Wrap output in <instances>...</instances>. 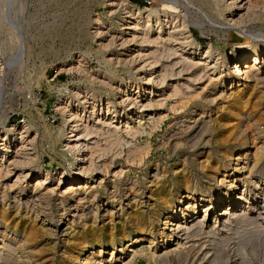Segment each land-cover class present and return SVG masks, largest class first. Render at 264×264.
Instances as JSON below:
<instances>
[{"label": "rangeland", "instance_id": "1", "mask_svg": "<svg viewBox=\"0 0 264 264\" xmlns=\"http://www.w3.org/2000/svg\"><path fill=\"white\" fill-rule=\"evenodd\" d=\"M111 1L112 0H93L92 2L89 0H0V47L2 49L0 50V76L2 80V86L0 83V90L2 87L3 93V99L0 104V120L7 119L3 125L6 129L25 126L28 130V135L31 137L32 135L36 136L30 153H32L37 160L28 167V171L30 168L32 171L45 170L49 171L52 175L46 186L43 185L47 187V190L50 192L47 200L42 204H37L45 208L44 214L48 217L47 223L51 220L50 218H53L54 223L60 220V218L63 222L68 218L76 219L80 214L93 210L98 216V221L96 218L95 222L92 223L90 221L92 218L91 216L90 219L82 220V222H85V226H83L87 227L86 229L93 228L96 232L94 240L91 237H89V240L93 241V243L102 242L103 245L107 241L105 237L114 236L113 238H119L126 232L139 230L138 225H136L137 223L131 221L134 217H145L154 209L161 208L159 202L163 195L161 192L165 195L167 194V189L158 188V186L149 187L148 182L152 181L150 178L153 174H159L161 177L163 176L162 179H165L167 184L171 185V181L173 180V169L181 167L184 160L188 163L187 166L191 176L197 179L198 183L203 181L207 182V179L197 171L198 166H201V162L204 158L201 157L202 160L198 159V161L193 164V154H197L201 150H204V153L210 150L214 155L216 152L219 158H221V154H219L212 141L209 145H205V147H202L203 144L196 148L194 147V149L190 147V137L195 133V128L192 125H194L193 123H195L197 119H200L198 122L204 121L208 124L210 123L209 125H211V127L213 125L212 128L216 127L217 130L220 127L219 125H223L224 128L222 129V133L224 136H228L231 133L230 131H233L238 125H242L243 129V126H245L244 122L247 120L249 125H246V127H248V129L251 128L250 131H252V125L255 123L259 125V128H264V85L258 86L252 81L241 79L239 83H236L237 85H233V89L229 92L226 91V99L218 100L215 104L209 105L208 103H210L209 100L212 96V93L210 94L212 83L214 82L213 80H216L218 77H214L210 72H207L208 74L204 72L205 75L202 73L204 78L198 83L190 82L189 80L191 78L187 82L186 80L190 76L185 75L180 77L178 81H175V78L167 79V87H165L162 93L161 91L154 92L148 97V100L150 99L154 102L153 104L155 106L151 114L153 119H139L140 116L146 117L148 111L141 115H135L136 113L133 108L132 111L129 112L132 113L131 116H129L131 119H129V122L125 121L126 117L122 118L121 114L123 107L119 105V101H121L120 97L122 94H125V92H128L130 97L133 95L135 88L134 84L140 83V76L135 72H137V68H139L141 63L139 65L138 63H136L137 65L132 64L131 66L129 64L121 66L114 65L113 70L116 72L113 78L105 74L107 71V68L104 66L105 61L110 59L114 60L116 54H118L120 58L124 57L121 55L124 52L122 47H119L120 41L116 35V32L120 28L118 27V21L123 16V13L120 6L114 5L112 7L109 5ZM113 1L114 4L118 3V0ZM129 3L132 5H130V7L137 6L141 9L143 7H148L151 10L160 8L158 0L154 2L151 0H149V2L147 0L146 2L144 0H129ZM190 6L191 7L187 9L183 8L184 10L179 8V10L183 12V14L187 13L185 17L186 20L194 24V26L189 29L191 31V40L193 43L201 44L203 47H206L207 43H211L214 49L219 48L218 52L222 53L221 56L233 52L235 48L245 44L246 39L241 34L238 33V35L236 30H229V40L226 41L224 45L218 41L219 35L210 32L211 30H209V27L216 24L214 20L218 21L219 14L222 13L217 0H193ZM76 10L87 15L86 20L88 24L80 27V29L76 26V18L73 17ZM215 11H217V13H215ZM261 25H264L263 22H248L245 24V28L251 30L250 35L253 38L263 39ZM112 35L114 36L113 39L117 47L104 49L103 46L110 41L109 39H111ZM101 43H103L102 46ZM140 47L141 45L138 44L132 48H135L137 51ZM136 53L137 52L133 54L135 55ZM15 54L17 55L15 56ZM261 57L260 55V60ZM230 66L231 64L229 63L228 67L225 66L224 68L231 70ZM104 77L112 81L113 90H108L96 84L94 85L95 79L98 78L100 81H107ZM177 82L179 83L180 92L178 94L182 96L177 93L173 94V88L171 87L178 84ZM184 84V87L190 86L191 91L188 90L187 92L183 87ZM117 87L120 88V93L115 91ZM84 90L88 91L87 93L89 96L101 95V103L100 106L96 108V110L98 109L96 115L91 116L84 123L89 125L90 128L94 127L93 130L95 129L98 132L91 135L92 138L89 141V148H91V150L89 149V151L86 152L84 161L86 167H89L90 163L94 162L93 164H95L96 169H92L91 172L87 174L89 178L87 180L89 183L87 185L88 192L70 201V203L76 206L79 205V207L73 211H68V207H64V212L62 210L57 211V206L60 202L59 199L63 197L62 192L67 187V182H57L55 180V174L66 171L67 160H71L73 156V154L66 155L62 149V138H64L65 129L62 127L61 114L57 111V103L62 96L67 99L68 102H74L79 97L77 98L73 96V94H75V92L78 94L84 93ZM173 95H175V97ZM205 100H207L208 103H206L207 101L205 102ZM241 100L243 102H241ZM106 101L107 103H111L108 107L112 106L116 111L120 112V118L114 119V125L108 128V130L109 121L107 119L109 118L107 115L108 107ZM160 103L161 105H158ZM136 109L138 108L136 107ZM203 110L206 111L204 115H201ZM89 112L91 111H88L86 116H88ZM149 113H151V111ZM98 120L101 123H98ZM101 120L103 123L106 122L107 124L105 123V125H103ZM125 123H127L128 128H140V130H144V133L134 138L130 137L125 133L127 127ZM99 128L102 129V131ZM113 130L115 131L114 142L116 141V136L120 137H118L119 144L117 142L114 146L109 143L110 141L112 142L113 139L110 140V137L108 138V135ZM105 132L108 133V135L106 134L107 137ZM47 133L58 136L55 142L56 144L51 141L49 142L50 139L47 138ZM100 133L102 135H100ZM251 134H253V132H251ZM253 137L257 140H255L257 146L261 147V143L264 142V134L260 136L261 138H256L254 135ZM230 139L229 142L232 143L234 138L230 137ZM180 141H183L182 146L175 149L173 144ZM206 142L207 139L204 140V143ZM97 146L99 148H97ZM96 148L103 151L97 155L99 151L95 153V150H97ZM12 153L9 154L10 156L8 155V158L13 156ZM136 153H138V155ZM140 153L141 155H139ZM136 155L141 157V159ZM132 156L135 157L133 158ZM262 164V166H264V161ZM155 165H157L158 170L154 173L153 169ZM12 167L13 166H9L7 161L0 164V193L5 198L8 196L4 201L6 204L4 205L2 203L1 205L0 202V207H6L12 202L19 187H26L27 189L23 194H18L19 197L16 201H21L22 203L26 202L32 195V188L38 184L37 179L32 177L27 181H21L15 186L14 181L19 172ZM26 169L24 172H26ZM7 170L10 173L6 176ZM225 179L229 181L227 177H225ZM252 182H254V180L248 181L245 184L244 193L241 191L239 193H243L242 195H245L247 192L252 193L254 191ZM144 183H146V185ZM83 186H85V184H82V187ZM77 187L81 188V185H77ZM126 188L132 189V192L130 191L129 194L132 195V197L136 194V201H140L136 207L127 210L126 214L128 213L127 217H129V219L127 217L123 218L125 213L122 215L116 213L112 217H105L101 220V216L107 214L109 211H114V213L117 212L121 205V199L126 194ZM261 193L262 190L260 191V194ZM94 196H96L95 199H93ZM149 199L153 202H147ZM175 201L176 197L171 195L170 206H175ZM118 202L119 204H117ZM141 202L144 203L140 204ZM204 203L202 198H200L191 214L190 221H196L198 223L200 222L199 224L206 225L207 220L211 218V216L202 219L203 213L201 207ZM64 204L67 205L65 201ZM148 208H151L149 212H147ZM223 211H225L224 206L220 207L217 213L221 215ZM58 212H62V216H56ZM168 212L169 210H167V214ZM248 215L247 219L251 217L249 221L243 219L244 221L242 223L241 219L239 221L237 220L238 222H229L230 224L223 227V230L217 225L215 229L210 232L204 225L201 227L200 231L197 229V231L194 232L195 234L193 233L194 235L186 240V247L182 246V248L176 252L174 251L179 241L173 242V240L169 245L170 249L168 248L173 252L158 254L151 257L148 256L150 249H146L140 253L138 250L136 255L139 256L128 257L132 261L130 264H264V240L261 237V233H258L256 229H254L255 227L253 224L249 223L253 215ZM153 218L152 216V219ZM62 221L61 223L63 224ZM185 222L186 220H183L181 225L185 226ZM235 222L237 223L235 224ZM257 222H259V220ZM25 224H30L39 230L42 229L39 221L31 222L29 218L25 220ZM54 227L55 224L50 228L53 229ZM63 229H65V225L61 228V230ZM79 229V227L73 226L67 233V237H63L64 240L67 241L70 250H72L73 247H71V245L75 246L76 244L74 241H71V239L75 236L74 233H79L81 230ZM100 229H104V233L101 232ZM250 229L252 230L250 231ZM254 230L257 234L253 232ZM0 231H3L2 227H0ZM20 232L19 229L18 233H10L9 236L18 241V246L20 247L19 254H21V256H27L26 252L33 249L28 247L29 250H25V247L22 246L23 241H21ZM52 240L53 239H49V237L42 238L34 246V250H39L41 248L48 250L50 258L55 255L54 251L60 250L58 254L63 253V249L60 247L61 244H58L60 246H54L52 243L55 242ZM260 241H263V243ZM158 242L159 240H156L155 243ZM69 243H71V245ZM145 247H148V244L142 246L138 245V249L140 250ZM93 248V250H89V254H97L99 250L102 252L107 251L106 248L99 249L98 246H94ZM156 248L157 247L153 250ZM64 256H67V254H64ZM80 258V260H83L85 257L83 258V256H81ZM107 259H109L107 254L103 253V260L106 261ZM119 260L113 264H121Z\"/></svg>", "mask_w": 264, "mask_h": 264}, {"label": "bare ground", "instance_id": "2", "mask_svg": "<svg viewBox=\"0 0 264 264\" xmlns=\"http://www.w3.org/2000/svg\"><path fill=\"white\" fill-rule=\"evenodd\" d=\"M89 1L92 2L93 0ZM147 1L149 2V0ZM151 1L154 2L156 0ZM192 1L193 0H158L160 8L157 10H151L148 7H143L142 9L137 6L130 7L131 4L129 3V0H118V3L116 4H114L113 0L111 1V4L109 2V5L112 7L114 5H117L118 7L120 6L123 13V16L118 21V27L120 28L116 32V35L120 41L119 47H122L124 52L121 55L124 57L120 58V56L116 54V58L114 60L110 59L105 61L104 66L107 68L105 74H108L113 78L116 72L113 70L114 65L121 66L129 64L131 66L132 64L135 65L138 63L139 65L141 63L139 68H137V72H135L140 76V83L136 85L134 84L135 88L133 95L130 97L128 92H125V94H122L120 97L121 101H119V105L123 107L121 114L122 118L126 117L125 121L129 122V119H131L129 116H131L132 113L129 112L132 111L133 108L136 113L135 115H141L142 113H147L148 111L146 117L140 116L139 119H153L151 114L153 111L152 109L155 106L153 104L154 102L150 99L148 100V97L154 92L161 91L162 93L165 87H167V79L169 80L171 78H175V81H178L180 77L185 75L190 76L189 78L187 77V82L191 78L189 80L190 82L198 83L202 80V78H204L203 76L207 72H210L214 77L218 76L216 80H213L214 82L211 87L210 94L212 93L211 97L213 99L210 97V103L207 101L209 98L205 100V102L207 101L206 103L209 105L215 104L218 100L224 98L226 99V91L229 92L233 89V85L239 83L241 79L252 81L258 86L264 85V38H253L250 35L251 30L245 28V24L248 22H263L264 24V0H217L222 13L219 14L218 21L214 20L216 24L209 27V30H211L210 32L219 35L218 41H220L223 45L229 40V30H236L237 34H241L246 39L245 44L238 46L233 52L224 56H221L222 53L218 52L219 48L214 49L211 43H207V46L203 47L201 44L193 43L191 40L192 36L189 29L194 26V24H191L190 21L186 20L185 17L187 13L183 14L179 8L187 9L188 7H191L190 4H192ZM215 13H217V11H215ZM73 17L76 18V21H74L76 26L79 27L78 29L88 24V21L86 20L87 15L83 12L76 10ZM261 30L263 31L261 33L264 37V25H261ZM113 35L111 36V39H109L110 41L103 46L104 49L117 47L113 39ZM138 44L141 45V47L136 51L135 48L132 47L137 46ZM102 45L103 43H101V46ZM0 50H2L1 47ZM135 52L137 53L134 55L133 53ZM16 55L17 54H15V56ZM260 55L262 56L261 60ZM229 63L231 64V70L224 68L225 66L228 67ZM202 73L204 75H202ZM104 78L107 81H100L98 80L99 78L95 79L94 85L96 84L100 87H105L108 90H113V85L111 84L112 81L106 77ZM0 83L2 86L1 76ZM171 88H173V94L180 93L179 83L175 84ZM184 88L187 92L188 90L191 91L190 86H186ZM0 91L1 104V100L3 99L2 87ZM115 91L120 93V88H115ZM87 92L88 91L86 90H84V93L81 94L75 92L73 96L79 98L74 102H68V100L62 96L63 98L60 97L59 102L57 103V111L61 114L62 127L65 129L64 138H62V149L66 155L73 154L71 160H67V168H65L66 171L55 174V180L57 182H67V187L62 192L64 198L60 197L61 199H59L60 202L57 206V211L62 210L64 212V207H68V211H73L79 207V205H73L70 201H73L77 197H80L88 192L87 185L89 183L87 180L89 178L87 177V174L91 172L92 169H96L95 164H93L94 162L90 163L89 167H86L84 161L86 152L89 151V149L91 150V148H89V141L92 138L91 135L98 132L95 129L93 130L94 127L90 128L89 125L84 123L88 118L96 115V111H98L96 108H98L101 103V95L89 96ZM175 95L173 96L175 97ZM241 102L243 101L241 100ZM110 104L111 103L108 102L107 107ZM158 105H161V103ZM136 107L138 109H136ZM108 108L107 115L109 119L107 120L109 121V127H107V130L114 125V119L120 118V112L116 111L112 106ZM88 111L91 112H89L88 116H86ZM150 111L151 113H149ZM205 111L206 110H203L201 115H204ZM6 121L7 119L0 120V164L7 161L9 166H13L12 168L17 169L19 174L14 181L15 186L21 181H27L32 177L37 179L38 184L32 188V195L26 202L22 203L20 201V203L16 201L19 197L18 194H23L27 189L26 187H19L17 189V194L13 197V199L11 198L12 202L6 207H0V227L3 228V231H0V264H113L118 262L119 259H121L119 260L121 264H130L132 262L131 259H129L130 257L139 256L136 255L138 250L140 253L146 249H150L148 256L151 257L158 254L173 252L172 250H169V245L172 243V240L173 242L179 241L177 243V248L174 251L176 252L181 249L182 246L186 245V240L192 237L197 229L200 231L201 227L205 225L199 224L200 222L190 221L192 216L191 214L200 198H202V201L205 202L201 207L203 213L202 219L211 216L205 225V228L210 232L213 231L217 225L223 230V227L230 224L229 222L239 221L242 219L241 222L243 223V219L246 221L248 218L247 216H249L248 214H250L253 216L249 223L253 224L255 227L254 229H256L258 233H261V237L264 240V166H262V162L264 161V142L261 143V147H258L255 142L256 139L253 137L254 135L256 138H259L262 134H264V128H259L257 123L252 125L253 128L252 131H250L251 128L248 129V127H246V125H249L247 120L244 122L245 126H243V129L242 125H238L233 131H230V134L228 132V136H224L222 133V129L224 128L223 125H219L220 127L218 128V131L216 127L212 128L213 125L211 127V125H209L210 123L208 124L204 121L198 122L200 119H197L196 122L193 123L194 125H192L195 128V133L190 137V147L194 149V147L196 148L201 144H203L202 147H205V145H209L212 141L219 154H221V158L216 155V152L214 155L210 152V150H208L209 152L207 153H204V150H201L197 154H193V164H195L198 159H201V157L204 158L201 162V166H198L197 171H199L201 175L207 179V182L203 181L198 183V180L191 176L187 166L188 163L183 159L182 166L173 169V180L171 181V185L167 184L165 179H162L163 176L161 177L159 174L154 175L152 173L153 176L150 178L152 181L148 182L149 187L158 186V188L167 189V194L164 195V193L161 192V194H163L161 196L162 198L159 200L161 208L154 209L151 212H149L151 208H148L147 212L149 213L147 216L134 217L131 221L137 223L136 225H138L139 230L126 232L119 238H113L114 236L105 237L107 241L104 246L102 242L93 243V241L89 240V237L94 240L96 232L93 228L86 229L87 227H84L85 222H82V220L84 221L85 219H90L91 216L92 218L90 221L92 223L95 222L96 218L98 221V216L95 212H93V210L87 209L89 210L88 212L80 214L76 217V219L65 218L66 220L63 219V222L60 218V220L54 223L53 218H50L51 220L47 223L48 217L44 214L45 208H42V206H38L37 204H42L47 200L50 192L47 190V187H44L43 185L46 186L52 175L49 171L45 170L32 171L30 168L28 171V167L37 160L36 157L30 153L36 136L31 134V137L28 135L29 133L25 126L21 128L13 129L12 127L6 129L3 127ZM99 122L100 121L98 120V123ZM105 123L102 121L103 125H105ZM125 124L127 125V123ZM100 130L102 131V129ZM114 130L109 135L105 132V135L107 134L108 138L110 137V140L113 139L112 142H109L110 144H113V146L120 138L119 136H116V141L114 142ZM251 132H253V134H251ZM125 133L134 138L142 135L144 130H140V128H128L127 125ZM100 135L102 134L100 133ZM230 137L234 138L232 143L229 142L231 140ZM47 138L50 139L49 142L51 141L52 143H55L58 136L47 133ZM206 139L207 142L204 143V140ZM180 142L173 144L175 149L182 146L183 141L181 143ZM97 148L99 147L97 146ZM102 151L103 150L101 149H97L95 150V153H98L97 155H99ZM11 153L13 156L8 158V155ZM138 153L136 154L138 155ZM139 155H141V153ZM132 157L134 158L135 156ZM139 158L141 159V157ZM25 169L26 172H24ZM157 170V165H155L153 172L155 173ZM9 173L10 172L7 170L6 176ZM225 177H227L229 181H227ZM253 180L254 182L252 183L254 191L252 193L247 192L245 195H242L245 191V184L248 181ZM82 184H85V186L82 187ZM144 184L146 185V183ZM77 185H81V188H78ZM126 189V194L122 197L121 205L117 212L114 213V211H109L107 214L101 216V220L105 217H112L116 213L119 215L125 213V216H123V218H125L128 216V213L126 214L127 210L137 206L140 201H136V194L132 197V195L129 194L130 191L132 192V189ZM261 190L262 193L260 194ZM240 191L243 193H239ZM171 195L176 197L175 206H170ZM0 196L1 205L2 203L5 205L6 203H4V201L8 196L5 198L1 193ZM95 198L96 196L93 197V199ZM64 201L67 205L64 204ZM149 201L151 202L152 200H147V202ZM143 203L144 202H141L140 204ZM117 204H119V202ZM222 206H224L225 211H223L220 215L217 211ZM167 210H169L168 214ZM56 216H62V212H58ZM152 216L154 217L153 219ZM27 218L31 219V222L39 221L42 229H36L30 224L26 225L25 220ZM127 218L129 219V217ZM249 219L247 220L249 221ZM183 220H186L185 226L181 225ZM258 220L259 222H257ZM237 222H235V224ZM53 224H55V227L51 229L50 227ZM64 225L65 229L61 230ZM73 226L79 227L81 230L79 229V233H74L75 236L71 239V241H74L76 244L74 246L69 243L71 247L73 246L72 250H70V248H68L67 241L64 240V238L67 237V233ZM19 229L21 231V241H23L22 246L25 247V250H27L28 247L33 249H28L29 251L26 252L27 256H21V254H19L20 247L18 246V241L9 236L10 233H18ZM251 230L252 229H250V231ZM100 231L104 233V229H100ZM256 231L254 230L253 232L257 234ZM46 237L54 240L55 243H52L54 246L61 244V246H58L63 249V253L58 254L60 253V250L54 251L55 255L50 258L48 250H44L42 248L34 250V246L38 243V241ZM156 240H159V242L155 243ZM261 243H263V241ZM147 244L148 247L142 248L141 250L138 249V245L142 246ZM94 246H98L99 249L106 248L107 251L102 252L99 250L97 254H89V250H93ZM155 247L157 248L153 250ZM103 253H106L109 258L106 261L103 260ZM64 254H67V256H64ZM81 256L85 258L80 260Z\"/></svg>", "mask_w": 264, "mask_h": 264}, {"label": "built area", "instance_id": "3", "mask_svg": "<svg viewBox=\"0 0 264 264\" xmlns=\"http://www.w3.org/2000/svg\"><path fill=\"white\" fill-rule=\"evenodd\" d=\"M146 2V0H144ZM1 54V53H0Z\"/></svg>", "mask_w": 264, "mask_h": 264}, {"label": "trees", "instance_id": "4", "mask_svg": "<svg viewBox=\"0 0 264 264\" xmlns=\"http://www.w3.org/2000/svg\"><path fill=\"white\" fill-rule=\"evenodd\" d=\"M135 1H138V0H135Z\"/></svg>", "mask_w": 264, "mask_h": 264}]
</instances>
